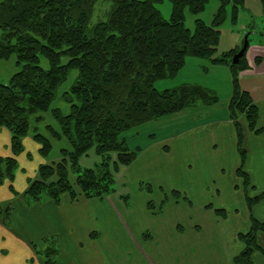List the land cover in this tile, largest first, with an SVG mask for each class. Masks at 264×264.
<instances>
[{
    "label": "trees",
    "instance_id": "trees-1",
    "mask_svg": "<svg viewBox=\"0 0 264 264\" xmlns=\"http://www.w3.org/2000/svg\"><path fill=\"white\" fill-rule=\"evenodd\" d=\"M97 1L0 0V60L15 54L18 67L8 82H0V127L10 132V149L14 154L21 152L22 138L30 129L43 156L52 148L51 138H65L70 145L61 148L59 161L38 165L37 178L28 180L23 193L27 203L40 201L43 194L58 204L63 194L74 200L78 194L90 199L119 191L113 172L119 166L129 165L141 151L139 147L129 148L121 133L187 108L219 102L213 89L196 83H181L162 90L155 87L157 80L175 77L187 56L206 59L229 70L227 114L235 130L239 155L236 174L247 192L251 181L245 170L240 119L245 120L249 131L255 134L263 131V127L257 126L259 108L239 83L240 71L249 68L248 45L237 63L232 62V56L240 49L238 46L214 55L226 5L231 4L235 19L243 0H218L211 23L196 18L193 30L184 25V11L199 13L208 0H169L168 19L156 6L162 0H108L111 7L107 19L90 24ZM41 58L46 59L47 67L41 64ZM253 62L259 64L261 57L255 56ZM202 69L206 71L205 66ZM72 70H77L74 82L59 94ZM58 96L69 105V111L51 109L59 128L46 125L48 137L38 132L33 123L43 120L42 113ZM92 147L100 162L82 168L78 159ZM1 162L4 167L0 164V185L9 179V189L16 194L12 185L16 160L0 157ZM70 174L74 175V181L69 179ZM171 194L180 197L178 190H171ZM120 195L126 201L125 195L129 194ZM262 195L245 194L250 226L237 235L243 248L233 255L232 264H253V252L264 251L257 241L258 232L264 233V221L251 214L253 204ZM212 209L215 214L225 216L223 208ZM1 213L0 205V216ZM48 241L46 237L42 240L44 244ZM51 244L43 248H38L35 242L31 244L43 264H58V249Z\"/></svg>",
    "mask_w": 264,
    "mask_h": 264
},
{
    "label": "rangeland",
    "instance_id": "rangeland-1",
    "mask_svg": "<svg viewBox=\"0 0 264 264\" xmlns=\"http://www.w3.org/2000/svg\"><path fill=\"white\" fill-rule=\"evenodd\" d=\"M156 6L161 15L168 19L171 13L169 0H162ZM218 6V0H208L204 10L199 13L193 14L185 9L184 25L193 30L196 18L210 24ZM110 7V1L98 0L90 24L106 20ZM218 28L220 37L215 56L235 46L241 48L246 37L248 42L246 56L252 60L264 47V2L243 0L237 8L235 19L231 4H227L225 19ZM15 61V54L7 60H0V82H8L10 76L18 70ZM41 64L47 67L45 58H41ZM208 64L210 63L206 59L187 56L185 65L175 77L159 79L154 85L158 90H162L181 83H196L213 89L220 100L225 99L231 91V81L225 76L226 72L221 70L224 69L222 67L206 74L202 68ZM76 75L77 70L70 72L59 88V94L70 87ZM54 107H59L62 113L69 111V105L58 96L50 108L42 113L43 120L37 124L33 123L38 132L48 137L46 125L59 128L51 114ZM206 116L210 118L209 120L222 118L221 107L208 109ZM172 117L173 115H170L158 121L153 120L121 133L120 137L126 138L129 148L139 147L141 151L133 162L119 166L118 170L113 172L119 191L90 199L82 194L76 195L77 198L74 200L77 202L71 208L70 214L75 216L74 219L77 218V223H72V229L80 231L82 226H85L88 228L87 237L99 234L95 243L92 244L90 239L82 238L81 232L74 231L71 235L63 233L60 238L46 236L49 243L44 244L41 239L37 247L43 248L52 243L58 249L57 260L64 264L71 256L74 257L72 259L75 260V264H232L233 255L243 248V243L237 235L239 232H246L250 226V211L245 194L255 197L264 193V129L255 135L254 139L249 137L247 141L249 147L245 168L252 182L246 192L242 179L236 174L239 155L231 140L229 127L224 125L217 127V132L220 131L222 134L216 135L215 140L204 139L200 144L202 147H197L194 143V147L189 148L193 139L184 137L168 141L169 150L165 147L160 148L162 139L173 135L171 133L174 131V123H178L180 129L183 127L181 121L171 120L170 123ZM260 123L258 122L257 126L262 125L264 128V110ZM0 130L9 132L4 127H0ZM152 134L157 137L154 138ZM32 135L30 129L24 136L30 139H25L24 142V137L22 138L24 146L21 152L12 153L9 142V151L0 156L14 157L16 160L17 168L12 185L14 179L17 181L18 177L21 180L27 179V182L29 179L37 178L39 164L59 161L62 158L61 148H70L65 138L61 140L51 138L52 148L43 156L39 152V144L33 140ZM32 142L37 146L33 144L29 148L27 144ZM212 146L219 148L214 150ZM99 162L100 157L95 153L94 147L78 159L82 168L94 167ZM0 164L4 167V163ZM70 178L74 181L73 174L69 175ZM6 184H10L9 179H4L1 185ZM173 189L179 191L180 197L171 194ZM120 194L126 196V201L121 199ZM63 195L69 197L68 194ZM16 198H24L27 201L25 196ZM45 198L49 197L43 194L42 202ZM11 203L0 202L2 207L0 223L7 228L11 224L13 209L16 218L14 228L22 219L29 216L19 205L11 208L13 206ZM7 207L10 208L9 212L5 211ZM253 207L251 214L264 220V198L257 205L254 203ZM212 208H223L225 216L215 214ZM87 210L93 215L92 219L98 221H93L89 217L83 218L82 213ZM22 230L24 234H33L31 230ZM51 237L54 241L50 242ZM81 241L84 246L79 247L77 244ZM257 241L264 249L262 231L258 232ZM252 262L264 264V251L255 250Z\"/></svg>",
    "mask_w": 264,
    "mask_h": 264
},
{
    "label": "crops",
    "instance_id": "crops-1",
    "mask_svg": "<svg viewBox=\"0 0 264 264\" xmlns=\"http://www.w3.org/2000/svg\"><path fill=\"white\" fill-rule=\"evenodd\" d=\"M261 50H262L261 53L255 55L261 57V62L259 64H254L253 59L249 60L248 57L246 56L247 62L249 64V68L244 69L239 73L240 86L250 93L251 97L253 98V100L255 101V103L259 108V119H258L259 124H261L260 121L262 119V114L264 110L263 109L264 108V47H262ZM220 67L224 68L221 70H224L226 72L225 76H227V78L230 79V73L228 68L222 65L208 64V66H206V71H204L203 69L202 70L206 72V74L207 73L210 74L213 71L219 69ZM229 95L230 92L227 94V97L225 99L222 100L219 99V102H217L214 105H210V106L198 105L195 107L184 109L181 112L173 114V117L170 119V123L171 120L181 121L183 127L180 129L178 127L179 124L174 123L173 124L174 131L171 133L173 135L166 136L164 139H162L160 148L165 147L168 148L169 150L170 146L168 141H171V139L177 140L178 138H184V137L186 138L189 137L193 139V141L189 144V148L194 147V143L196 144L197 147L199 146L202 147L200 144L204 139L209 140L210 138L215 140L216 135L222 134L220 133V131L217 132L220 125L229 127L231 140L233 141L236 147L235 130L227 114V101ZM220 107L223 112V117L219 119L209 120L210 118L206 116L208 109H212V108L216 109ZM240 123L242 126V132L244 138L243 146L246 150V160H247V149L249 147V145L247 144L248 138L251 137V139H254V136L257 134L247 129L246 122L243 118L240 119ZM260 127L263 126L261 125ZM195 134L197 137L195 136ZM153 135L154 138L157 137V135L155 134ZM25 139H30V138L28 136L24 137L23 138L24 142ZM9 142H10V133L2 132L0 130V156L2 155V153H6L7 150L9 151ZM33 144L35 147L37 146V144L33 142L28 143L27 146L31 148ZM212 148L214 150H217L219 146L216 147L212 146ZM245 166H246V161H245ZM32 174H34V172H32ZM237 178L239 179V177ZM250 181L252 182L251 177H250ZM27 184H28L27 179L21 180L20 177H18V180L16 181L15 178L13 181V187L15 191H17L16 194L10 191L9 184L0 185V202L1 203L4 201L12 202L11 203L13 204L12 208H15V206L18 207L19 205L20 207H22V209H25V211L29 215L28 217L22 219L21 223H18V226L14 228V220H16V218H14V209H13L10 226L7 228L2 226L0 223V264H43L42 258L39 255L35 254L31 244L33 242L35 243L41 242L40 240L45 238L46 236L48 237L56 236L57 238H60L63 233L65 234L69 233V235H71L72 233H74V231H76V229L74 228H73L74 230L72 229V223L73 222L77 223V218L74 219L75 216L70 214L71 213L70 211L71 208L75 206V202L77 201L70 199L67 195H63L61 202H59L58 204L55 203L50 198H45L44 199L45 201L43 202L42 200H40L37 202L31 201L29 203H27L28 201H25L24 198L17 199L16 198L17 196H23L21 194L24 193ZM263 198L264 197H262V199L258 201L255 205L261 202ZM254 208L255 206L253 207V209ZM82 216L83 218H87V217L91 219L93 218V215L90 214L88 210L82 213ZM257 219L264 221L261 218H257ZM92 220L98 221L94 219ZM22 229L31 230L33 231V234L32 235L24 234ZM87 229H88L87 227L82 226L81 230L79 231L78 229L76 232H81L80 234L82 238L84 237V239L85 238L90 239L91 243L93 244L98 239L99 234L98 235L96 234V236L92 235V237L89 235V237H87L88 235L86 233ZM78 243L80 244L77 243L76 244L79 247L84 246V243L82 241ZM72 258L74 257L71 256L70 260L66 264H75L76 262ZM57 262L58 264H64L59 262L58 260Z\"/></svg>",
    "mask_w": 264,
    "mask_h": 264
},
{
    "label": "water",
    "instance_id": "water-1",
    "mask_svg": "<svg viewBox=\"0 0 264 264\" xmlns=\"http://www.w3.org/2000/svg\"><path fill=\"white\" fill-rule=\"evenodd\" d=\"M248 42L246 40V37L244 38V42L241 46V48L233 54L232 56V62L233 63H237L239 61V58L243 55V53L245 52L246 48H247Z\"/></svg>",
    "mask_w": 264,
    "mask_h": 264
}]
</instances>
